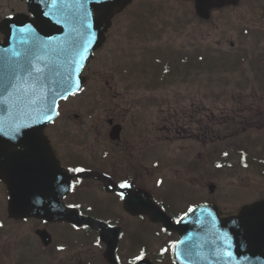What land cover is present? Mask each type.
<instances>
[{
    "label": "rangeland",
    "instance_id": "374dc122",
    "mask_svg": "<svg viewBox=\"0 0 264 264\" xmlns=\"http://www.w3.org/2000/svg\"><path fill=\"white\" fill-rule=\"evenodd\" d=\"M227 25L228 27L226 32L210 33L207 39L202 38V34L198 33H160L161 44H164L166 47L182 46L184 48H191L193 46H209L212 49V52L214 51L216 53L218 47L222 46L223 49H218L220 52L217 53V56H224L228 58V72L225 75H218L221 81L217 80L218 77H213V79L205 77L203 79L200 78L197 81V84L194 82L193 84H189V82L187 83L186 81L178 82L171 86H164L160 91V96L164 97L165 100H171L173 103H181V105L177 106V108H190L192 110L197 109L201 111V121L203 124L207 123L208 119H210L209 121L211 125L209 128L211 129V134L213 133V129L220 128L223 130V135L218 137L221 139L218 143L222 142L220 146L221 149H225V147H227L228 133L234 132L235 130L240 133V137L245 141H251L250 137L246 134H249L251 137L253 134L258 135V137L261 139V142H264V128H261L259 131H257L256 128L245 129V131H242V127L245 125H242V123L239 121L244 114H246L248 117L254 116L257 113V108L252 106L254 111L247 112L249 108L245 107L246 102L242 101L238 106L237 104H230V99L233 96L229 98L230 91L233 85L236 84L240 87V89L234 96H238L239 93L250 94V92L254 91V88L259 89L257 80L252 75L253 73L251 71L248 70L246 72L243 68L244 75L239 77L240 69H236L235 65L232 63L235 62L238 53L251 57V55L241 52V45H244L248 51H259V58L261 61H264V0H242V4L238 7V9L234 11H228ZM151 34L152 37L146 41L143 40L139 34H134V37L137 39L136 42H138V44H157L156 33L153 32ZM125 35L126 34L123 33H113L111 35L110 41L112 44L115 42L116 38L123 41H129ZM219 42L220 44H217ZM230 44L232 45L230 46ZM153 57H156V55ZM91 74L92 71L88 69L86 75L89 78V84L86 91L80 97L84 99V95H86V100L94 99L98 104L99 91L95 88V85L102 83L97 78V76H92ZM140 81L141 80L139 78H132V83L135 85H137ZM200 82L203 83L200 84ZM143 84L144 86L146 85L145 81H143ZM256 94L258 98L261 97L259 92H256ZM226 96L229 98V104L227 106L224 102ZM247 105H250L249 102ZM260 105L264 107V100L260 102ZM160 108H167V104H161L159 102V109ZM164 115H166V113H164ZM65 121L66 118H64V113L61 110L60 120L58 124L50 131V133L62 132L66 126ZM72 123L75 125L74 121H72ZM233 125L238 127V129ZM241 132L244 133L242 134ZM198 134L201 136L204 134V125L199 126ZM163 135L164 133L159 134V136ZM206 135L208 134L206 133ZM214 142L215 139L213 138L209 141V143L206 144V147H202L203 145L199 141L196 142L191 140V143L184 146L185 151L180 159L177 157L179 151L165 153L166 146H159V153H165L164 155H159V158L166 162L167 160L165 161L164 158L168 159L169 157V164L175 167L170 171V173L167 172L168 168H164L162 170V173H164L166 176L162 182V188L160 187L161 189H159V195L164 196V192H167V190L163 191V187L169 186L170 188V191L168 188L169 198L167 201L169 202L171 211L168 210V208L164 205L169 215L173 213L175 214L173 216H177L184 213L186 211L185 209L187 208L185 206L188 204H183V202L187 203L189 201H193V204L197 203L199 200H203V197L206 198V195H209L206 191V187L209 184L215 185V191L209 195L212 197L210 200L219 203L222 206L223 212L227 215L236 214L238 209L243 204L264 197V179L254 176H247L244 171H241L235 167L229 170H222L221 173H224L225 177L219 176L218 178L214 176L213 172L211 173V177H185L184 172H182L183 174L181 176L175 175L179 172L178 167L184 166L182 159L193 160L195 163H197L200 169H203L204 166L207 165L208 158L211 157L210 149L213 148ZM216 145L217 144L215 143L214 146ZM263 151L264 149L262 152ZM212 159L215 160L214 157H212ZM172 179L176 181L170 182ZM193 192L201 193V195L198 193L193 195ZM159 198L161 199L160 196ZM116 224L122 225L124 227L127 225V223H125L122 218L118 219ZM38 225L39 224L35 221L24 223L10 221L6 213L4 192H2V188L0 187V262L3 264H19L22 260H24L25 264H46L43 257L45 255L41 256L37 252L31 254V252L30 254L33 255V260H30L31 257H28L27 255L28 249H42L40 245L37 244L36 246L34 242L35 236L32 232V229ZM128 225H131V223L129 222ZM128 231L129 230H127V233ZM59 233L62 237L68 235V233L62 230H59ZM148 233L151 236L140 243H142L147 248V250L152 252L156 257L158 252L157 250L161 248L162 244L165 245L168 241H170V238H162L161 236L154 237L152 234L153 232ZM133 236L132 238L134 243H137V236ZM154 240H157L158 242L155 243ZM157 243H159V245ZM58 244L59 243L56 245ZM56 245L54 247H56ZM68 245L70 249H78L73 246V243L68 242ZM91 245L92 243L85 245V247H90ZM36 247L38 248L36 249ZM67 251L72 253V250ZM121 251L122 254H125L124 247ZM126 255L128 257L134 256L130 255L127 251ZM97 260L98 258L94 260L96 264ZM158 264L171 263L168 261V259L162 260L159 258Z\"/></svg>",
    "mask_w": 264,
    "mask_h": 264
},
{
    "label": "flooded vegetation",
    "instance_id": "af4514ba",
    "mask_svg": "<svg viewBox=\"0 0 264 264\" xmlns=\"http://www.w3.org/2000/svg\"><path fill=\"white\" fill-rule=\"evenodd\" d=\"M224 11L220 9L218 15L210 11L199 17L196 3L190 0H129L123 10L112 18L110 31L127 28L128 25L124 24L126 18L137 22L142 17L151 21L152 17L159 16V31L222 32L226 29V21L222 18ZM16 12L23 11L12 10L10 15ZM118 17L122 18L116 20ZM130 45L123 44L120 54L112 52L116 60H125L122 76L114 71H109L107 77L102 72L97 73L106 89L99 91L100 104L92 124L86 127L82 122L77 125L69 123L80 136L79 139L68 136L49 138L55 155L69 174L86 172V176L82 175L80 180H72L71 192L65 197V204L81 208L76 205L101 202L106 217H114V211L107 209L112 206L116 208L117 205L120 207V196L105 191L104 183H127L137 193L147 192V146L149 142L159 145V89L148 88L147 76L140 66L141 52L136 45L134 54L122 56ZM194 54L195 47H191L189 55ZM134 77L141 80L137 85L132 83ZM179 105L181 103H174L173 110ZM192 118L193 114L188 112L176 113L170 118L168 127L164 129L171 135L169 139L172 142L191 137L192 125H199ZM195 137L200 138L196 134ZM202 138L206 139V136ZM82 214L103 220L97 214ZM124 216L139 223L146 220L143 217L132 218L125 212ZM104 221L109 223L108 220Z\"/></svg>",
    "mask_w": 264,
    "mask_h": 264
},
{
    "label": "water",
    "instance_id": "95a60500",
    "mask_svg": "<svg viewBox=\"0 0 264 264\" xmlns=\"http://www.w3.org/2000/svg\"><path fill=\"white\" fill-rule=\"evenodd\" d=\"M62 27H64L63 35L59 37L58 40L64 41L65 44H74L73 48L78 50L77 69L79 71L82 65L80 64L82 53L85 54L93 47H96L103 38V32L99 30L96 27V23L86 15L84 16L83 21L76 16H71L68 23L63 24ZM38 33L39 31L35 28L27 29L20 34H14V36L11 35V38L9 39L8 37L7 39L8 43L4 47H0V138L3 137L4 139H0V145L4 148V150L0 151V160L17 157L18 153L9 151L10 148L24 144H26V146L34 144L29 139H26L24 141L25 143H21V139L19 138L42 137L41 131L49 121L46 116L49 113L48 107H51V111H53L59 99L63 98L66 93H73L74 90L77 89L76 79L78 72L75 76L68 78L53 75L51 77L47 76V78H44L45 81H39L45 82L48 85L47 110L45 111L44 116H38L34 126H23L22 123L16 120L18 109H27L30 105L29 99L38 97V94L35 95L29 86L22 83L27 81L24 80L25 77H30L35 73V71L30 68L29 63L25 62L24 59L29 55L28 51L31 49L28 45L31 44L35 38L40 37ZM17 37H20V40H18ZM16 42L19 44H13ZM40 42H42V44H52L51 39H41ZM42 49L47 50L48 48L42 47ZM15 53H18V55H14ZM41 55L42 52L40 50L33 51L31 57H35V59H32V61H35L36 57H40ZM11 58L19 60L16 64L20 65L26 63V66H28L27 72L24 73L22 71H17V73H15L13 70V64L9 61ZM9 83L16 87H8L6 91L5 89ZM48 92H50L49 95ZM2 126H4V128L1 130ZM2 174L3 173L0 169V180H4ZM5 182L8 185V213L11 217H37L45 220L66 219L79 225L78 221L70 218V211L64 209L61 203H56L57 198L66 191H60L56 187L49 188L47 185V176L36 173V169L30 168L26 171L8 175ZM124 208L131 212H135L136 210L130 205L124 206ZM206 209L207 208H200L192 211L181 224L187 225L191 222V220H188L189 217H217L214 208L211 207L213 210L212 214L206 211ZM239 217L252 219H255L256 217H264V202L243 210ZM159 220L165 226L168 225L171 227L170 220L162 213H159ZM208 225L214 226L215 221L212 220ZM172 228L176 227L172 226ZM210 237L206 236L204 239H219L220 231L213 232V235ZM185 241H201V236L198 234H190L183 240L182 245ZM189 248L196 249L193 245L189 246Z\"/></svg>",
    "mask_w": 264,
    "mask_h": 264
},
{
    "label": "snow or ice",
    "instance_id": "6c2138e0",
    "mask_svg": "<svg viewBox=\"0 0 264 264\" xmlns=\"http://www.w3.org/2000/svg\"><path fill=\"white\" fill-rule=\"evenodd\" d=\"M14 55H18V53H15ZM35 71L36 72H39L40 71V69L39 68H37V69H35ZM8 87H16L15 85H13V84H11V83H9V85L6 87V91H7V88ZM47 119L48 120H51L52 119V117L51 116H48L47 117ZM75 171H83V169H75ZM121 187L122 188H125V187H129V185L127 184V183H124V184H121ZM121 198H123V194H121ZM71 206V205H70ZM189 211H192V209L191 208H189ZM174 247V246H173ZM138 259H139V257H138Z\"/></svg>",
    "mask_w": 264,
    "mask_h": 264
}]
</instances>
